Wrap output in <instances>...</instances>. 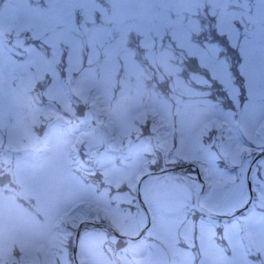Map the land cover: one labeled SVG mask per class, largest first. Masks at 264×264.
<instances>
[{
  "label": "rangeland",
  "instance_id": "1",
  "mask_svg": "<svg viewBox=\"0 0 264 264\" xmlns=\"http://www.w3.org/2000/svg\"><path fill=\"white\" fill-rule=\"evenodd\" d=\"M54 1L44 54L18 62L0 41V264H73L83 220L137 234L136 181L160 165L200 166L209 212L243 204L264 146V0ZM21 2L0 28L42 27ZM251 182L220 220L196 212L192 177L152 176L144 234L85 229L77 263L264 264V156Z\"/></svg>",
  "mask_w": 264,
  "mask_h": 264
},
{
  "label": "water",
  "instance_id": "2",
  "mask_svg": "<svg viewBox=\"0 0 264 264\" xmlns=\"http://www.w3.org/2000/svg\"><path fill=\"white\" fill-rule=\"evenodd\" d=\"M209 146L205 145L202 150L200 151L201 155L205 154V152L208 150ZM262 156H264V149L261 150L260 152H258L250 161L247 172H246V182H247V192H248V200L247 203L244 204L243 208H239L238 211H236L235 213L229 212V213H225V214H216V213H212L209 212L205 209H203L200 205H199V198L200 195L203 192L204 189V181L202 180V177L200 175V170L198 168L197 165L195 164H186V165H182V166H169V167H163L162 169L156 171V172H149V173H144L142 174V176L139 178L138 182H137V187H138V193H137V203L139 205L140 210L146 215L147 218H149L147 209L145 207V204L142 200V196L139 192V187L141 182L144 179L150 178L152 176H156V175H160V174H165V173H175V174H182L185 173L188 169H193L196 175V188H195V197H194V207L197 210V212L211 217V218H215V219H229L231 217L236 216L237 214H239L243 209H245V207H247L249 200L251 198L252 195V190H251V172L252 169L255 165V163L257 162V160L259 158H261ZM105 183H109L108 179H105ZM146 223H144L140 229V231L135 235V236H131V237H127L124 235H121L119 232H117L116 230H114L113 228H111L110 226L106 225V224H102V223H94V222H83L81 224L78 225L76 232L73 236V240H72V257H73V262L74 264H78L77 263V258H76V249H77V243H78V239L80 236V233L82 232V230H84L85 228H100L103 229L111 234H113L114 236H116L119 239L122 240H136L138 238H140L145 229H146ZM168 264V263H166Z\"/></svg>",
  "mask_w": 264,
  "mask_h": 264
},
{
  "label": "flooded vegetation",
  "instance_id": "3",
  "mask_svg": "<svg viewBox=\"0 0 264 264\" xmlns=\"http://www.w3.org/2000/svg\"><path fill=\"white\" fill-rule=\"evenodd\" d=\"M6 1L7 0H0L1 10L6 6ZM60 2H63V0H55L53 5ZM20 5L22 6L21 8L26 11L25 13L19 10L21 11L20 15H26L30 9H36L38 19L40 18L44 21L42 27L37 23L27 26L21 25L20 28L18 26H3L0 28V39H3L2 35L5 34L11 37L10 39H3L5 43L10 45L8 52H12L18 59L23 61L29 57V51H33L35 54H44L45 48L51 46L50 32L47 28L49 19L46 15V11L49 14L51 13V0H22ZM27 16L28 15H26V17ZM50 57L51 55L48 54V58ZM26 73L32 75L31 70Z\"/></svg>",
  "mask_w": 264,
  "mask_h": 264
},
{
  "label": "snow or ice",
  "instance_id": "4",
  "mask_svg": "<svg viewBox=\"0 0 264 264\" xmlns=\"http://www.w3.org/2000/svg\"><path fill=\"white\" fill-rule=\"evenodd\" d=\"M218 34H223V33H218ZM245 187H247V182H245ZM253 191H255V189H253ZM247 203V199L244 201V204ZM244 204H240L238 208H234L233 209V213H235L236 211L239 210V208H243L244 207Z\"/></svg>",
  "mask_w": 264,
  "mask_h": 264
},
{
  "label": "bare ground",
  "instance_id": "5",
  "mask_svg": "<svg viewBox=\"0 0 264 264\" xmlns=\"http://www.w3.org/2000/svg\"><path fill=\"white\" fill-rule=\"evenodd\" d=\"M145 181L146 180H143L140 184V194L141 196H143V192H144V186H145Z\"/></svg>",
  "mask_w": 264,
  "mask_h": 264
},
{
  "label": "trees",
  "instance_id": "6",
  "mask_svg": "<svg viewBox=\"0 0 264 264\" xmlns=\"http://www.w3.org/2000/svg\"><path fill=\"white\" fill-rule=\"evenodd\" d=\"M249 1H252L253 2V0H249Z\"/></svg>",
  "mask_w": 264,
  "mask_h": 264
}]
</instances>
